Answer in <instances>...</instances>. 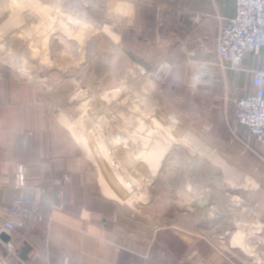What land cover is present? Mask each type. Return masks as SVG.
Segmentation results:
<instances>
[{
  "label": "rangeland",
  "instance_id": "374dc122",
  "mask_svg": "<svg viewBox=\"0 0 264 264\" xmlns=\"http://www.w3.org/2000/svg\"><path fill=\"white\" fill-rule=\"evenodd\" d=\"M105 25L128 34L99 0H0L1 72L44 91L129 217L229 264H264V148L236 120L234 102L169 92L167 74L158 86L104 37ZM80 51L74 68L57 62Z\"/></svg>",
  "mask_w": 264,
  "mask_h": 264
},
{
  "label": "crops",
  "instance_id": "0c3cea01",
  "mask_svg": "<svg viewBox=\"0 0 264 264\" xmlns=\"http://www.w3.org/2000/svg\"><path fill=\"white\" fill-rule=\"evenodd\" d=\"M99 1L128 32L105 25L104 37L158 86L167 74L169 92L182 86L231 102L254 93L253 71L264 69V50L244 59L247 71L219 65L216 38L222 19L234 17L235 0ZM83 149L42 89L0 69V204L28 197L34 211L19 221L15 253L0 243L4 264H229L219 251L192 246L188 236L154 235L129 217ZM18 164L28 167L26 187L16 185Z\"/></svg>",
  "mask_w": 264,
  "mask_h": 264
},
{
  "label": "built area",
  "instance_id": "2783aa9c",
  "mask_svg": "<svg viewBox=\"0 0 264 264\" xmlns=\"http://www.w3.org/2000/svg\"><path fill=\"white\" fill-rule=\"evenodd\" d=\"M216 47L219 65L224 70L247 71L243 65L244 59L248 55L261 56L264 50V0H235V15L222 19ZM252 84L254 93L234 100V116L264 148V69L253 71ZM16 185H28L26 164L17 167ZM32 206L33 199L28 197L0 204V243L7 251L15 253V231L19 221L26 220L34 213ZM36 216L42 219V215L36 213ZM3 234L8 236V241L2 239ZM0 264H4L1 258Z\"/></svg>",
  "mask_w": 264,
  "mask_h": 264
},
{
  "label": "water",
  "instance_id": "95a60500",
  "mask_svg": "<svg viewBox=\"0 0 264 264\" xmlns=\"http://www.w3.org/2000/svg\"><path fill=\"white\" fill-rule=\"evenodd\" d=\"M55 35H57V34H55ZM56 37V36H55ZM54 37V38H55ZM79 48V47H78ZM81 51L78 53V54H76V55H74L73 56V59L72 60H69V55L68 54H62L61 55V57L57 60V62H60V60H62L61 62H70V66L72 67V68H74L75 66H76V64H77V62L80 64V55H81ZM70 57H72V56H70ZM90 61V60H89ZM90 62H92V61H90ZM78 67H80L79 65H77ZM203 199H205V198H203ZM207 204H209L208 203V200H202V199H200V200H198L197 201V205H198V207H199V211H203L204 210V208L207 206ZM253 207L251 206V205H247V203H245V204H243V206H241V209H240V211H247V213L249 214V212H250V210L252 209ZM254 209V208H253ZM234 222H236V218H235V221ZM239 222V221H238ZM232 238V237H231ZM2 239L3 240H5V241H8L9 240V238H8V236L6 235V234H3L2 235ZM233 240H234V238H233ZM255 264H257V262L255 263Z\"/></svg>",
  "mask_w": 264,
  "mask_h": 264
},
{
  "label": "bare ground",
  "instance_id": "6f19581e",
  "mask_svg": "<svg viewBox=\"0 0 264 264\" xmlns=\"http://www.w3.org/2000/svg\"><path fill=\"white\" fill-rule=\"evenodd\" d=\"M202 200H207V199H202Z\"/></svg>",
  "mask_w": 264,
  "mask_h": 264
}]
</instances>
